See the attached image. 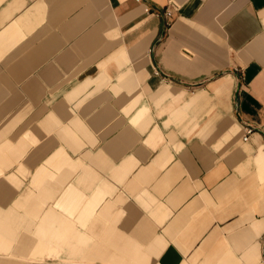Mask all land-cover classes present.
<instances>
[{"label":"crops","instance_id":"1","mask_svg":"<svg viewBox=\"0 0 264 264\" xmlns=\"http://www.w3.org/2000/svg\"><path fill=\"white\" fill-rule=\"evenodd\" d=\"M0 264H264V0H0Z\"/></svg>","mask_w":264,"mask_h":264},{"label":"built area","instance_id":"2","mask_svg":"<svg viewBox=\"0 0 264 264\" xmlns=\"http://www.w3.org/2000/svg\"><path fill=\"white\" fill-rule=\"evenodd\" d=\"M135 1L140 2L141 0H135ZM156 13L163 15L167 20H169L172 15V12L168 9V7L156 10ZM252 132H253L252 128L245 127L241 138L242 142H246Z\"/></svg>","mask_w":264,"mask_h":264}]
</instances>
